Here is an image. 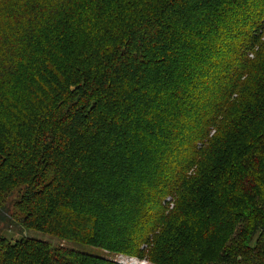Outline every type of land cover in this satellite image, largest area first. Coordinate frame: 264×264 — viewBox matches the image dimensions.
<instances>
[{"label":"trees","instance_id":"1","mask_svg":"<svg viewBox=\"0 0 264 264\" xmlns=\"http://www.w3.org/2000/svg\"><path fill=\"white\" fill-rule=\"evenodd\" d=\"M118 253L264 264V0H0V264Z\"/></svg>","mask_w":264,"mask_h":264},{"label":"rangeland","instance_id":"2","mask_svg":"<svg viewBox=\"0 0 264 264\" xmlns=\"http://www.w3.org/2000/svg\"><path fill=\"white\" fill-rule=\"evenodd\" d=\"M8 225V226H7ZM6 226V231L4 234H6L8 237L12 238L13 240L22 238V237H28L31 239H39V240H44L45 242L49 243L51 246H60V245H64L66 247H70V248H74L80 251H86L89 253H93V254H102L103 250L96 246H92L86 243H78V242H73L70 240H60L58 237L54 236V235H50L49 233L43 232L41 230H36V229H32V228H22L19 229L18 231H14V229H12V226H10V224L8 223ZM113 256L123 262V263H128V264H156L153 263L152 261H149L148 259H137L136 257H131V256H125V255H121L120 253L118 254H113Z\"/></svg>","mask_w":264,"mask_h":264},{"label":"water","instance_id":"3","mask_svg":"<svg viewBox=\"0 0 264 264\" xmlns=\"http://www.w3.org/2000/svg\"><path fill=\"white\" fill-rule=\"evenodd\" d=\"M123 263V262H122ZM125 264V263H124Z\"/></svg>","mask_w":264,"mask_h":264}]
</instances>
